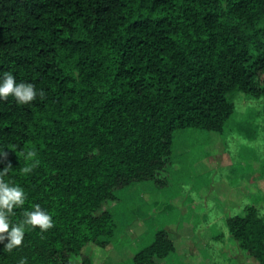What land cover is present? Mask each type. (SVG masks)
Masks as SVG:
<instances>
[{
	"label": "trees",
	"instance_id": "trees-1",
	"mask_svg": "<svg viewBox=\"0 0 264 264\" xmlns=\"http://www.w3.org/2000/svg\"><path fill=\"white\" fill-rule=\"evenodd\" d=\"M9 71L45 92L0 100V168H13L0 179L25 193L10 220L39 203L54 223L26 225L11 252L0 244V264H92L84 248L120 234L105 204L167 183L176 130L223 134L239 93L264 95V0H0V74ZM227 225L264 264L258 206ZM176 253L161 228L131 260L168 264Z\"/></svg>",
	"mask_w": 264,
	"mask_h": 264
},
{
	"label": "rangeland",
	"instance_id": "rangeland-1",
	"mask_svg": "<svg viewBox=\"0 0 264 264\" xmlns=\"http://www.w3.org/2000/svg\"><path fill=\"white\" fill-rule=\"evenodd\" d=\"M234 101L223 134L174 132L165 185L139 183L118 190L120 201L105 204L119 220L120 234L107 247L84 248L92 264H133L134 253L161 228L177 245L168 264H257L231 236L227 218L251 203L264 217V95L239 93Z\"/></svg>",
	"mask_w": 264,
	"mask_h": 264
},
{
	"label": "clouds",
	"instance_id": "clouds-1",
	"mask_svg": "<svg viewBox=\"0 0 264 264\" xmlns=\"http://www.w3.org/2000/svg\"><path fill=\"white\" fill-rule=\"evenodd\" d=\"M43 89H37L31 82L17 81L12 72L0 74V100L8 99L9 96L15 98L18 104H28L39 96L44 97ZM5 149L0 151V162L7 157ZM35 155L34 151H28L26 157ZM13 170L11 163L0 168V177ZM25 172L31 171L25 168ZM25 202V193L21 186L10 184L0 179V244H3V250L11 252L14 248L22 244L24 230L26 225L39 226L41 230H47L53 225V219L50 213L41 207L39 203L32 209H25V219L20 223H13L10 220V214L17 206ZM26 258H21L19 264H25Z\"/></svg>",
	"mask_w": 264,
	"mask_h": 264
}]
</instances>
